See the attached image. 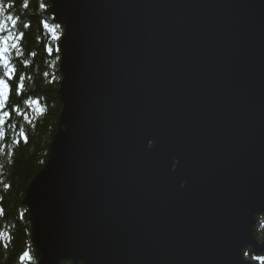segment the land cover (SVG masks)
<instances>
[{"label":"water","instance_id":"obj_1","mask_svg":"<svg viewBox=\"0 0 264 264\" xmlns=\"http://www.w3.org/2000/svg\"><path fill=\"white\" fill-rule=\"evenodd\" d=\"M61 111L25 190L36 264H258L264 0H50Z\"/></svg>","mask_w":264,"mask_h":264},{"label":"trees","instance_id":"obj_2","mask_svg":"<svg viewBox=\"0 0 264 264\" xmlns=\"http://www.w3.org/2000/svg\"><path fill=\"white\" fill-rule=\"evenodd\" d=\"M8 3L13 7L5 9V13H11L19 20L16 28L9 23L11 34L23 33L18 50L13 49L10 53L16 71L9 83L19 84V77L23 75L25 87L21 95L13 94L7 105L0 109L4 122L0 126V132L4 133L0 137V264H36L38 256L31 244L28 209L23 199L30 181L47 161L49 144L57 130L62 106L57 93L62 76L57 51L59 40H53L52 33L42 24H57L49 11L50 0H0V7ZM25 3L27 7H24ZM41 3L44 8H40ZM24 24L28 27H23ZM62 32L60 25L56 34L60 37ZM49 48L51 53L47 51ZM25 99L38 100L39 106L28 105L24 103ZM13 108L18 111H11ZM3 111H9V116H3ZM21 127L26 142L19 136ZM254 235L259 241L264 236V213L256 216ZM24 251L29 252L31 260L20 259ZM243 255L264 264V261L254 259L264 256L254 255L250 249H244ZM60 264L73 263L62 261Z\"/></svg>","mask_w":264,"mask_h":264},{"label":"snow or ice","instance_id":"obj_3","mask_svg":"<svg viewBox=\"0 0 264 264\" xmlns=\"http://www.w3.org/2000/svg\"><path fill=\"white\" fill-rule=\"evenodd\" d=\"M13 4L8 3L5 4L4 7H0V109L4 108L7 103L10 101V98L13 94L21 95L22 90L25 87L24 80L25 77L21 75L19 77V84L9 83L14 79V74L16 69L12 66L13 65V58L10 56V53L13 49L19 48L18 42L22 39L23 33L19 35L13 36L11 34L12 28H16L19 24L18 18L14 17L11 13H5V9H11ZM24 7H27V3H25ZM45 5L43 3L40 4V8H44ZM9 23L11 24L12 28H9ZM43 27L49 29L52 33L53 40H59V35L56 34V29L60 27L59 24H55L54 26H50L47 22H42ZM23 27H28L27 24H24ZM49 53H51L52 49H47ZM58 51V49H57ZM17 55H20L19 51H17ZM24 103L28 105H36L39 106L38 100L32 99H25ZM11 111H18V109L13 108ZM42 111V109H41ZM3 116H9V111H3ZM27 119V117H25ZM3 118L0 117V126L3 125ZM4 135L3 132H0V137ZM19 136L27 140L25 135L24 129L21 127L19 130ZM18 143L19 141H14ZM7 187V185H5ZM28 258L29 260L32 259L28 251H24L21 255L20 259L24 260ZM254 259L264 261V257H254Z\"/></svg>","mask_w":264,"mask_h":264},{"label":"bare ground","instance_id":"obj_4","mask_svg":"<svg viewBox=\"0 0 264 264\" xmlns=\"http://www.w3.org/2000/svg\"><path fill=\"white\" fill-rule=\"evenodd\" d=\"M258 264H260V263L258 262Z\"/></svg>","mask_w":264,"mask_h":264}]
</instances>
